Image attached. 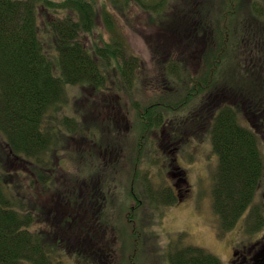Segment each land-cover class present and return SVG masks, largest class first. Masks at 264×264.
Wrapping results in <instances>:
<instances>
[{"label":"trees","instance_id":"16d2710c","mask_svg":"<svg viewBox=\"0 0 264 264\" xmlns=\"http://www.w3.org/2000/svg\"><path fill=\"white\" fill-rule=\"evenodd\" d=\"M196 1L188 3L196 9ZM258 3L259 0H221V9L211 18L210 8L203 4L201 32H196V25L190 31L195 16L190 11L186 15L189 30L182 35L194 40L204 35L202 30L208 25L213 40L207 51L216 54L261 46L259 39H245L264 36V11H258ZM104 16L113 38L102 46H88L87 35L96 28L95 0H0V264H66L62 254L71 260L73 252L80 264H102L113 255L114 249L105 241L110 228L106 216L104 212L95 214L102 198L87 196V187L100 180L95 168L90 176L86 172L85 148L90 141L98 144L104 140L103 134L111 123L101 119L82 123L76 117L59 115L70 102L69 86H88L98 93L106 90L110 82H116L128 93L143 77V60L130 54L115 18L107 12ZM245 43L246 48L239 47ZM163 67L169 70L156 76L168 88L194 84V79L182 77L185 65L181 60H170ZM170 69L176 71L169 72ZM157 80L152 84H157ZM188 90L169 88L175 96ZM154 96L156 102L134 106L140 111L137 110L134 131L143 133L141 138L137 139L136 133L135 138L125 135L120 143L109 137L107 145H98L100 152L110 150L119 157L115 167L110 164L109 168L110 179L115 174L112 170H117L112 187L115 182L114 187L119 188L118 178L126 173L127 166L133 185L144 183L146 178L141 179L139 165L144 157L155 154L148 134L162 127L174 111L186 107L185 100L177 102L178 98H172L173 105L160 92ZM117 116L121 119V132L127 133L122 127L125 120ZM227 118L218 122L215 131L220 164L212 195L218 230L220 234L234 230L250 211L247 230L258 231L264 225V216L261 207L254 203L262 187L264 158L258 152L256 137L240 131ZM169 123L175 128L176 122ZM79 143L82 148L74 153L77 166L69 176L71 186L58 191L57 208H52V198L39 202L41 197H52L57 188V167L62 166L59 152H68L69 147ZM123 152L127 162L120 159ZM76 194L83 198L78 212L70 208ZM168 258L170 264H222L206 249L182 242L174 244Z\"/></svg>","mask_w":264,"mask_h":264},{"label":"rangeland","instance_id":"374dc122","mask_svg":"<svg viewBox=\"0 0 264 264\" xmlns=\"http://www.w3.org/2000/svg\"><path fill=\"white\" fill-rule=\"evenodd\" d=\"M114 2L116 3L114 4ZM95 3L96 28L87 35V45L99 44L102 46L104 41L110 42L113 38L105 23L104 13L107 12L115 18L116 28L129 44L130 54L143 60L142 71L144 72L140 82L132 89L134 91L128 93L124 91L123 86H118L116 82H110L106 90L98 93L88 86H69L68 98L70 102L59 113L60 116L76 117L82 123H93L97 119L111 123V128L107 127L108 131L103 134L104 140L101 139L98 144L90 141L85 146L88 152L86 172L90 176L95 168L99 171L100 180L99 184L89 187L87 196L94 197L96 195L103 199L99 215L109 207V212L105 216L110 228L106 232L105 241L110 242L108 247L113 248L114 252L111 257L103 260L102 264H169L168 254L174 244L178 242L205 248L219 257L223 264H231L233 249L250 243L252 235L244 232L242 222L224 237L219 236L216 231L217 218L212 205V188L217 157L211 150V140L209 141L208 137L204 138L201 135L202 143L198 144L197 148L194 141L190 140L192 136L188 135L189 140L186 139L188 144L185 150L186 154L179 161L182 168L186 169L184 177L188 180L192 190L189 193L186 192L189 185L182 183L181 188L186 194L182 200L178 195V190L174 187L175 183H179L181 176L170 174L169 165L174 155L168 154L172 147L166 150L167 140L165 142L161 135L162 127L150 132L147 136L148 139L146 138L149 143H153L155 154L153 157L148 155L144 157L145 161H141L138 168L140 177L146 179L144 183L137 182L134 189L128 166L125 169L126 173L118 176V180L121 181L120 189L114 187L115 182L112 187L111 181L117 177V170H112L115 174L110 179L109 168L110 164L115 167L119 157L110 150L100 152L101 147L98 146L104 142L107 145L109 137L121 143V139L125 135L133 138L132 132L137 134V139L142 137L140 134L143 133L132 130V127H135L134 124L138 122V109L135 110L134 106L136 107L138 103L144 106L156 102L155 96L148 91L151 89L153 81L158 79L157 84L154 85L162 84L167 88L164 82L156 76L159 68H163L170 60L178 63L185 51L189 54L194 51V48H197L196 40H190L191 44L189 48H186L189 39H185L187 36L182 35L189 30V18L186 15H190V11L195 13V16L192 14L194 17L191 21L190 31H192L196 23L203 19V14L200 12L201 6L204 4L210 8L211 13H217L220 10L221 0H197L196 9L191 2L188 4V0H95ZM206 30L208 34L205 32ZM203 32V40H200L201 36L196 39L201 42L199 45L209 48L213 40L209 35L212 33L211 28L207 26ZM146 73L147 75H145ZM194 76L192 73L182 75L189 80L194 79ZM172 87L173 85L170 86V88ZM173 105H175L174 102ZM193 110L194 108L191 107L190 112L187 109L179 112L176 116V123L192 130L194 126L190 114ZM138 112L140 111L138 110ZM117 115H121L122 121L126 122V124L123 123V130H132L131 133L121 132L122 123ZM125 125L130 126L131 129H127L128 127ZM178 129L179 125L177 132ZM173 131L174 129L171 130V132ZM172 141H177V137L174 136ZM69 148L68 152L61 151L60 155L58 154L62 166L57 167L56 177L60 180L56 183L57 188L52 192V197L45 196L39 199V202L45 203L52 198V208L54 209L57 208L58 191H64L62 187L71 186L69 176L77 166L74 153L77 148H82V145L79 143L78 146L72 145ZM120 159L124 162L128 161L124 152ZM183 159H186L185 163ZM203 159L207 163L202 170ZM206 169L209 175H207L208 172H205ZM133 190L135 195H132ZM257 195L254 205L260 206L261 212L264 213L263 194L260 192ZM82 200L83 198L77 194L73 196L72 204H70L72 211L78 212ZM173 201L175 204H172ZM70 208L68 207L69 210ZM183 234L185 237L180 238ZM262 235L263 232L256 233L254 240L261 238ZM74 254L75 252L71 254V260L62 254L66 264L78 262L76 256H73ZM84 262L83 259L82 263ZM78 263L80 264V262Z\"/></svg>","mask_w":264,"mask_h":264},{"label":"flooded vegetation","instance_id":"af4514ba","mask_svg":"<svg viewBox=\"0 0 264 264\" xmlns=\"http://www.w3.org/2000/svg\"><path fill=\"white\" fill-rule=\"evenodd\" d=\"M259 1L258 8L260 10L258 11H264V0ZM245 39H259L260 42L262 41V44L261 46H249V50L247 51L216 54L215 52H207L205 46L199 45L201 42L196 39L197 48H194V51L189 52V54L183 53V57L180 58L181 63L185 65L181 72L195 75L194 84L191 86V89L184 94L182 92L181 95L177 94L175 96V93L169 92V88L161 85L156 86V89L165 98L166 102H174L171 99H179L180 96L185 100L186 107L174 111V113L178 114L184 109L190 112L191 107L194 108L192 114L189 113L193 119L192 125L194 128L192 130H188L185 126L181 125L178 132H169L170 120H166L164 122V130L161 133L165 142L167 140V145H165L166 150L172 147L170 152L167 153L174 155L169 165L170 174L181 176L179 183L174 184L181 200L186 195L181 188L182 183L189 185L188 180L184 177L186 169L182 168L179 161L186 154L185 150L188 145L186 139L189 140L188 135L192 136L190 140L194 141L196 148L198 144L201 145L202 143L201 135L204 138L208 137L209 141L211 140V150H213L214 155L217 157V167L214 173L220 164V156L215 148V131L218 122L225 117H228L227 119L234 123L240 131L245 133L250 132L256 137L258 152L264 158V80L261 81V78L264 77V36H246ZM241 44H239V47H241ZM246 47L247 44L245 43L242 48ZM168 70L164 67L159 68L156 74L163 75ZM171 71L176 70L170 69L169 72ZM217 80L223 82L225 85L217 84ZM183 88L186 87L183 86ZM222 109L224 110L222 111ZM227 110L228 114H226ZM174 136L177 137V141H172ZM183 161L185 163L186 159H183ZM206 163V160L203 159L202 170ZM205 172H208V170L206 169ZM207 175H209V172ZM262 187L258 193L261 192L264 197V177ZM88 190L89 187H87V194ZM191 190L189 185L186 192L189 193ZM100 208L101 204L97 207L96 215L100 211ZM260 232H263L261 238L254 240L255 233L251 236L250 243L233 249L231 264H264V228Z\"/></svg>","mask_w":264,"mask_h":264}]
</instances>
